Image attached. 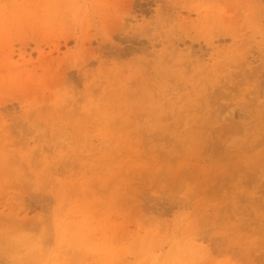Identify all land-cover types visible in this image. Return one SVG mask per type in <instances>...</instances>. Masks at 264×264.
I'll list each match as a JSON object with an SVG mask.
<instances>
[{
    "label": "rangeland",
    "instance_id": "obj_1",
    "mask_svg": "<svg viewBox=\"0 0 264 264\" xmlns=\"http://www.w3.org/2000/svg\"><path fill=\"white\" fill-rule=\"evenodd\" d=\"M0 264H264V0H0Z\"/></svg>",
    "mask_w": 264,
    "mask_h": 264
},
{
    "label": "bare ground",
    "instance_id": "obj_2",
    "mask_svg": "<svg viewBox=\"0 0 264 264\" xmlns=\"http://www.w3.org/2000/svg\"><path fill=\"white\" fill-rule=\"evenodd\" d=\"M185 1V0H184ZM215 2V1H214ZM220 3V2H219ZM212 4V3H211ZM214 5V4H213ZM221 5V4H220ZM34 7V6H33ZM215 7V6H214ZM167 8V7H166ZM43 9V8H42ZM26 10V9H25ZM41 10V9H40ZM171 10V9H170ZM218 10V9H217ZM244 11V10H243ZM168 12V11H167ZM228 12V11H227ZM229 13V12H228ZM201 15V14H200ZM35 16V15H34ZM202 16V15H201ZM216 16V15H215ZM214 15H213V18L215 17ZM216 18V17H215ZM217 19V18H216ZM220 20V19H219ZM226 20V19H225ZM223 25V24H222ZM221 25V26H222ZM222 28V27H221ZM220 29V28H219ZM146 30V29H145ZM155 31V30H154ZM154 37V36H153ZM176 38H178V37H176ZM190 39V38H189ZM183 65V64H182Z\"/></svg>",
    "mask_w": 264,
    "mask_h": 264
}]
</instances>
